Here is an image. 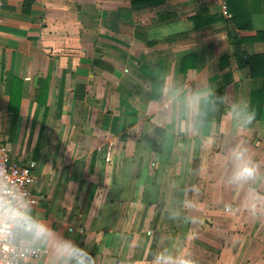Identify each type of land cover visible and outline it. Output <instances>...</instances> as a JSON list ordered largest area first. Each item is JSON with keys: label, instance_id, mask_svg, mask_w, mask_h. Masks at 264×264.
I'll list each match as a JSON object with an SVG mask.
<instances>
[{"label": "crops", "instance_id": "1", "mask_svg": "<svg viewBox=\"0 0 264 264\" xmlns=\"http://www.w3.org/2000/svg\"><path fill=\"white\" fill-rule=\"evenodd\" d=\"M226 3L232 19L221 0H0V143L37 163L33 214L95 264H151L174 244L197 264H264V177L227 184L220 166L243 140L264 170L249 60L264 54V0ZM165 73L187 91L214 86L212 135L184 130ZM239 99L256 118L237 132L225 114Z\"/></svg>", "mask_w": 264, "mask_h": 264}, {"label": "clouds", "instance_id": "2", "mask_svg": "<svg viewBox=\"0 0 264 264\" xmlns=\"http://www.w3.org/2000/svg\"><path fill=\"white\" fill-rule=\"evenodd\" d=\"M176 26L184 30L186 21H177ZM160 34L169 35L167 26L160 28ZM170 100L186 105L187 120L184 130L188 133H200L207 137L212 135L214 122L208 120L210 112L216 108L217 93L213 85L187 91L169 74H163V84L159 89ZM237 132L242 131L256 118L246 99L233 102L226 114ZM221 168L227 169L222 177L227 184H255L264 177V170L253 158L248 145L239 140L232 144L220 160ZM4 176L8 179L4 180ZM255 192V188H254ZM259 197L253 195V200ZM0 216L7 227H14L24 237L25 242L47 252V264H95V259L84 246L64 236L48 222L32 212L31 201L18 185L11 181L6 169L0 168ZM195 222V221H193ZM151 264H197L190 252L181 245L163 246L152 255Z\"/></svg>", "mask_w": 264, "mask_h": 264}, {"label": "built area", "instance_id": "3", "mask_svg": "<svg viewBox=\"0 0 264 264\" xmlns=\"http://www.w3.org/2000/svg\"><path fill=\"white\" fill-rule=\"evenodd\" d=\"M221 1L223 16L226 19H232L233 15L228 9L226 0ZM0 168L7 170L11 181L18 185L31 201L33 187L39 180L36 173L37 163L18 161L15 159L11 147L0 143ZM3 179L7 180L8 177L4 176ZM43 253V250L33 245H23L16 229L7 227L2 216H0V264H26L30 259H37Z\"/></svg>", "mask_w": 264, "mask_h": 264}, {"label": "trees", "instance_id": "4", "mask_svg": "<svg viewBox=\"0 0 264 264\" xmlns=\"http://www.w3.org/2000/svg\"><path fill=\"white\" fill-rule=\"evenodd\" d=\"M235 54L242 59H244L246 53L241 48V41L238 39L234 40ZM250 67L252 70V76L263 79L262 90L256 93L257 99H264V54L260 56L249 57Z\"/></svg>", "mask_w": 264, "mask_h": 264}, {"label": "rangeland", "instance_id": "5", "mask_svg": "<svg viewBox=\"0 0 264 264\" xmlns=\"http://www.w3.org/2000/svg\"><path fill=\"white\" fill-rule=\"evenodd\" d=\"M258 182L256 181L255 184H257Z\"/></svg>", "mask_w": 264, "mask_h": 264}]
</instances>
